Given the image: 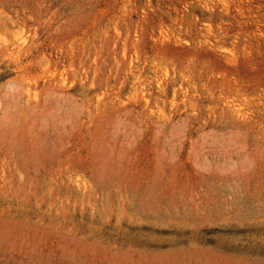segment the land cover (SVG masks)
Listing matches in <instances>:
<instances>
[{
  "label": "rangeland",
  "instance_id": "374dc122",
  "mask_svg": "<svg viewBox=\"0 0 264 264\" xmlns=\"http://www.w3.org/2000/svg\"><path fill=\"white\" fill-rule=\"evenodd\" d=\"M0 264H264V0H0Z\"/></svg>",
  "mask_w": 264,
  "mask_h": 264
}]
</instances>
